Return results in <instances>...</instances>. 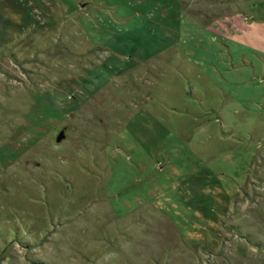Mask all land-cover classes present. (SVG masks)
I'll list each match as a JSON object with an SVG mask.
<instances>
[{
  "label": "rangeland",
  "instance_id": "1",
  "mask_svg": "<svg viewBox=\"0 0 264 264\" xmlns=\"http://www.w3.org/2000/svg\"><path fill=\"white\" fill-rule=\"evenodd\" d=\"M0 264H264V0H0Z\"/></svg>",
  "mask_w": 264,
  "mask_h": 264
},
{
  "label": "water",
  "instance_id": "2",
  "mask_svg": "<svg viewBox=\"0 0 264 264\" xmlns=\"http://www.w3.org/2000/svg\"><path fill=\"white\" fill-rule=\"evenodd\" d=\"M61 139H63V134L60 133L56 139L57 142H59Z\"/></svg>",
  "mask_w": 264,
  "mask_h": 264
}]
</instances>
